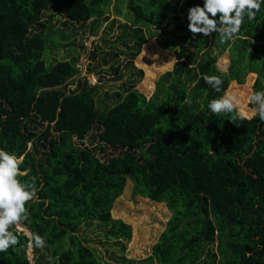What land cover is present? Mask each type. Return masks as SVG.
I'll return each mask as SVG.
<instances>
[{
	"label": "trees",
	"instance_id": "16d2710c",
	"mask_svg": "<svg viewBox=\"0 0 264 264\" xmlns=\"http://www.w3.org/2000/svg\"><path fill=\"white\" fill-rule=\"evenodd\" d=\"M120 2L129 14L120 28L133 75L143 76L133 60L142 47L141 56L149 55L148 39L175 50V39H161L170 20L175 38L183 35L196 48L184 56L180 46L150 98L135 80L101 98L86 77L70 80L78 58L44 59L51 22L42 21L45 11L62 12L66 27L90 21L95 32L113 0H0V148L23 157L26 175L17 179L36 189L26 202L28 219L18 222L45 240L42 249L33 247L36 263L107 264L81 238L85 225L102 228L123 253L132 228L111 212L130 180L134 196L165 202L172 212L142 264H264V121L249 118L246 107L253 74V93L264 88V5L222 43L219 33L193 37L187 27L188 8L203 0ZM225 52L230 64L223 72L217 61ZM157 54L150 57L155 67ZM204 75L221 78L219 92ZM225 93L237 98L238 109L211 113L208 101ZM11 232L18 243L0 252V264H31L29 237Z\"/></svg>",
	"mask_w": 264,
	"mask_h": 264
},
{
	"label": "rangeland",
	"instance_id": "374dc122",
	"mask_svg": "<svg viewBox=\"0 0 264 264\" xmlns=\"http://www.w3.org/2000/svg\"><path fill=\"white\" fill-rule=\"evenodd\" d=\"M115 9L120 13H116ZM108 12V21L95 32L90 28V21L83 26L80 24L63 26L62 23L65 18L62 16V12L53 11V9L45 11L42 16L43 22H46V20L51 21L48 23L49 28L46 31L47 36L50 37L44 53L46 63L51 64L53 61L78 58L77 67L79 68V73L70 78V80L76 82L78 77H86L90 85L99 87V97L101 98H105V92L112 94L116 91L128 89L129 81L131 80L136 81L135 88L138 91L150 98L154 94L159 78L164 73L171 71L178 61L177 52L181 53L180 46L185 48L184 56L196 50L189 40L184 41L183 35H178L175 38L173 34L175 24L170 20L168 33L161 36V39L162 41L175 39V50L163 49L159 46L156 39H148L145 44L148 45L146 49L149 55L141 56L142 47L141 52L133 60L135 68L143 71V76L133 75L136 74L134 69H126L129 56L127 49L122 44L123 40H121L123 31L120 25L129 21L126 18L129 15L126 5L120 0H113ZM51 37L56 38L54 43L50 41ZM151 40L153 44H151ZM156 49L158 51L156 55L158 60H155V67L152 65L150 57L155 53ZM205 50H202L201 53ZM160 52L165 53L159 56ZM224 59H227L226 63H223ZM169 63H172V65L168 68ZM229 64L228 52L218 57L217 66L223 72L228 70ZM147 70L153 73L151 79L146 77ZM249 75L242 86L247 84ZM253 75L249 98L253 94V85L256 79V75ZM148 82L150 86H147ZM249 98L246 107L254 112L257 105H254ZM108 103L113 105L115 101L111 99ZM238 107L237 105V109ZM253 116V114H250L249 118ZM118 152L116 151V153ZM132 186V182L128 180L123 194L115 200L111 212L113 218L122 219L132 228L131 240L125 245L126 248L123 253L119 251L120 247L114 245L113 241L103 238L101 235L102 228H99L96 224L89 227L85 225L80 230L81 238L87 240L86 244L95 248L97 255L102 257L107 264H142V262H145L152 254L153 246L157 243L165 230L168 220L172 216V212L165 202L145 200L141 196H134L132 194ZM157 203H162V205ZM13 228L22 231L27 236L28 233H31L21 224L10 225L8 230L12 231ZM46 253L49 254V252ZM27 256L31 264H37L33 248L31 251L27 250ZM43 262L44 264H51V259H45Z\"/></svg>",
	"mask_w": 264,
	"mask_h": 264
},
{
	"label": "clouds",
	"instance_id": "9594fccd",
	"mask_svg": "<svg viewBox=\"0 0 264 264\" xmlns=\"http://www.w3.org/2000/svg\"><path fill=\"white\" fill-rule=\"evenodd\" d=\"M264 0H203V4L191 6L187 10L188 29L195 37L196 33L203 36L219 33L221 42L234 40L240 32L244 19L252 20L260 11ZM219 14V15H217ZM206 84L219 92L222 80L217 75H204ZM250 101L257 105L253 115L264 121V88L254 92ZM239 101L235 96L224 95L210 99L208 110L213 114L232 113ZM241 118L243 112L241 110ZM23 157H18L0 148V252L18 243V237L8 230L10 225L27 220L30 213L26 202L33 199L36 189L33 185L18 180V176L26 175L21 171L19 164ZM28 251L33 247L42 249L45 246L44 238L38 233H28Z\"/></svg>",
	"mask_w": 264,
	"mask_h": 264
}]
</instances>
